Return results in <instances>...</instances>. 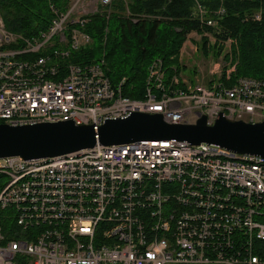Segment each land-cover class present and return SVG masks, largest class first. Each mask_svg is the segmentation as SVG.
<instances>
[{"label":"built area","instance_id":"2783aa9c","mask_svg":"<svg viewBox=\"0 0 264 264\" xmlns=\"http://www.w3.org/2000/svg\"><path fill=\"white\" fill-rule=\"evenodd\" d=\"M112 1L47 0L49 25L32 37L8 30L0 15V122L72 120L97 128L133 112L176 123L199 114L208 124L220 114L264 122V79L228 84L235 64L223 50L214 57L201 48L204 40L208 49L216 40L224 45L217 36L222 5L208 9L195 0L200 29L187 33L180 50L189 42L193 54L209 58L207 85L181 80L184 89L164 91L156 59L144 98L132 99L121 93L124 78L111 86L102 60L63 62L91 42L83 26L96 13L108 18ZM0 264H264V157L175 140L1 157Z\"/></svg>","mask_w":264,"mask_h":264},{"label":"trees","instance_id":"16d2710c","mask_svg":"<svg viewBox=\"0 0 264 264\" xmlns=\"http://www.w3.org/2000/svg\"><path fill=\"white\" fill-rule=\"evenodd\" d=\"M58 6L64 0H53ZM208 9L224 8L220 21L221 42L230 39V50L223 55L231 59L235 69L228 84L239 77L264 79V0H198ZM132 21L126 16L124 0H113L108 18L101 13L92 15L83 26L91 42L71 51L67 63H91L103 61L102 68L111 86L116 87L124 78L121 93L132 99H143L148 67L156 59L162 61L164 91L184 89L182 81L172 84L185 70L180 62V50L186 35L200 29L198 20L192 18L195 0H126ZM260 18L255 19L256 14ZM0 15L5 27L25 36H38L51 18L47 0H0ZM217 57L223 45L216 40L206 47ZM218 49V50H216ZM36 54L33 56L40 55ZM32 56H23L27 58ZM225 69V68H224ZM224 80V75L221 77Z\"/></svg>","mask_w":264,"mask_h":264},{"label":"water","instance_id":"95a60500","mask_svg":"<svg viewBox=\"0 0 264 264\" xmlns=\"http://www.w3.org/2000/svg\"><path fill=\"white\" fill-rule=\"evenodd\" d=\"M142 140H175L219 145L240 154L264 157V122L233 120L220 114L213 124L199 114L193 123L166 121L160 113L133 112L93 124L74 121L10 124L0 122V158L52 157L93 147Z\"/></svg>","mask_w":264,"mask_h":264},{"label":"rangeland","instance_id":"374dc122","mask_svg":"<svg viewBox=\"0 0 264 264\" xmlns=\"http://www.w3.org/2000/svg\"><path fill=\"white\" fill-rule=\"evenodd\" d=\"M56 41L57 36H53L50 42L53 43ZM188 44H185V48L180 56V62L185 66V70L179 75V81L181 82V80H184L186 85L190 84L192 86L195 85L196 82L201 85H207L209 79L211 78L209 76V58H204L201 54H193L190 48L191 44L189 42ZM223 46L222 50L224 55L230 49V41L226 40ZM195 62L200 64L202 67L200 65L199 67L193 65Z\"/></svg>","mask_w":264,"mask_h":264}]
</instances>
